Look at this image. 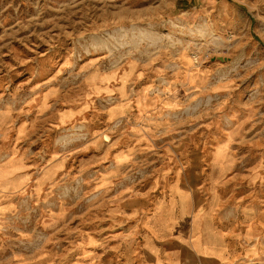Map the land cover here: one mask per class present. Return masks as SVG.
<instances>
[{"label": "rangeland", "instance_id": "rangeland-1", "mask_svg": "<svg viewBox=\"0 0 264 264\" xmlns=\"http://www.w3.org/2000/svg\"><path fill=\"white\" fill-rule=\"evenodd\" d=\"M254 2L0 0V164L23 145L26 178L17 193L0 192V264H111L115 237L142 240L158 198L176 181L191 187L195 156L200 203L193 194L178 202L168 228L190 227L187 244L201 251L210 224L226 260L264 264V46ZM128 82L123 129L133 134L120 141L118 121L106 117L123 105L114 86ZM85 104L107 112L100 128L111 134L91 176L80 172L79 148L92 156L97 129L78 111Z\"/></svg>", "mask_w": 264, "mask_h": 264}, {"label": "crops", "instance_id": "crops-1", "mask_svg": "<svg viewBox=\"0 0 264 264\" xmlns=\"http://www.w3.org/2000/svg\"><path fill=\"white\" fill-rule=\"evenodd\" d=\"M212 2H215L216 0H210ZM255 10H254V32L256 35V39L259 41V45L262 47L264 46V0H255ZM231 14V13H230ZM234 18V17H233ZM127 76H130L129 74H126ZM132 77V76H130ZM131 80V79H130ZM132 85L130 82L127 83V85H124L122 87H116L114 86V93H116L118 96L120 95L123 98L121 102H123V105L114 106L111 109V112H109L106 119L110 120V125L118 121L115 126V130L113 131L115 136H121L120 141H122L124 138L127 139V137L130 134H133V132H129L123 129V126H126L129 124V120L126 119V123H124V112L128 106V102H126L127 99L130 97H134V88L133 86L129 90V86ZM143 89H140L138 91V95L142 92ZM146 92V91H145ZM136 94V93H135ZM146 96L148 97V92L146 93ZM145 110V109H144ZM79 113L81 114H89L90 120L88 124L91 126L96 127L97 129L92 133L91 136L92 139H90V143H94L92 151V156L89 159H86L88 154V144L80 146L79 150L84 152L85 158L81 161L83 166L82 170L80 171L85 176L86 175H92V174H98L99 169L97 165L92 164L93 161L101 160L100 158V152L103 149L104 144L106 141H104V133L106 131H103L101 127L102 122L99 120V117H104L107 115V112H97L95 111V114L92 110L89 109L88 105H83L79 110ZM127 114V113H126ZM121 117V118H120ZM100 121V122H99ZM120 121V123H119ZM87 123V120H86ZM120 124V125H118ZM121 126V127H120ZM92 131V129H91ZM16 135L22 136V128L16 129ZM112 133V134H113ZM110 134V133H109ZM111 136V134H110ZM5 141L2 140L3 143ZM0 142V143H1ZM23 141H20V144H22ZM18 144L16 142V150H17ZM20 151L17 153L14 157L13 163H2V167L0 169V192L3 193H17L20 191L23 187V182L26 181V178L24 179L20 171H22V163L21 159V152L23 149V145L19 146ZM90 148V147H89ZM116 149V147H115ZM120 155L117 154V158ZM6 169H10L8 171H5ZM108 178L110 176H107ZM101 181L105 179V175L100 176ZM103 179V180H102ZM177 185V187L180 190H183L182 194L173 192L174 186ZM195 195L194 190L192 187H185L181 181H176L171 187H170V197H160L158 198L157 202L154 205V208L152 209L151 213L146 218V226L148 228V231L145 232V234L142 237V240H138L136 237H134L136 234L133 232L132 235H129L128 237H121L119 235L118 237H115L117 240H115L116 245L111 247V254L114 255L115 261H113L111 264H185L184 263V256L186 255V250L189 249L192 250L194 253L192 258L195 259L193 264H203L201 262L199 253L201 251L195 250L194 247L190 246L188 243V238L193 239L196 235L194 231L190 230L189 228H186V226L179 227L178 229H172L168 228L173 219L176 218V212H175V206L178 204V202L185 200L187 198H190L191 196ZM163 200V202L161 201ZM160 206V216L161 220H158L155 217V211L157 206ZM7 209L4 208L3 212H6ZM263 216L262 214L257 215L258 221L259 218ZM189 233V234H188ZM188 234V235H187ZM223 235L218 230H216L215 233V239L217 240V244L219 248L220 245L225 246V241L223 240ZM214 247V246H213ZM215 248V247H214ZM215 248V249H219ZM211 252V251H210ZM222 252V257L214 259V252L212 251V259L207 264H234L232 261L226 260L227 259V251ZM121 258H119V256ZM121 259V262L118 260Z\"/></svg>", "mask_w": 264, "mask_h": 264}, {"label": "bare ground", "instance_id": "bare-ground-1", "mask_svg": "<svg viewBox=\"0 0 264 264\" xmlns=\"http://www.w3.org/2000/svg\"><path fill=\"white\" fill-rule=\"evenodd\" d=\"M109 139H111L110 134L108 133H104V141H109ZM198 166V160H197V156H195L193 158L192 161V168L190 170H188L186 172V177H187V182L191 185V187L194 190V194H195V202L196 203H200L199 199H198V181L200 179L199 177V173L196 172V167ZM2 165L0 164V169H1ZM10 169H6L5 171H8ZM198 180V181H197ZM183 183H185L183 180H181ZM173 192L175 193H179L182 194L183 190H180L177 185L174 186ZM163 202V200H161ZM160 206H157L156 211H155V217L158 220H161V216H160ZM198 227V222L197 220L193 221V229H196ZM204 232H205V248H203V250L199 253L201 262L203 264H207L209 263V261H211L212 259V253L210 252V248L209 245H216L217 240L215 239V233H216V228L213 227L210 224H206L204 226ZM213 252H214V259L220 258L222 257V252L220 249H215L212 246ZM186 255L184 256V263L185 264H193V262L195 261L194 258H192L191 255H193L194 253L192 252V250L188 249L186 250Z\"/></svg>", "mask_w": 264, "mask_h": 264}]
</instances>
